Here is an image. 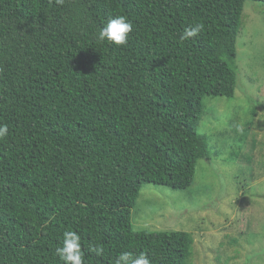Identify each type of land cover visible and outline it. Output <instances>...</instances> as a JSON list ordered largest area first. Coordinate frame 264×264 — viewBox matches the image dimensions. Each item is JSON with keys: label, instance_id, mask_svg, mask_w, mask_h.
<instances>
[{"label": "trees", "instance_id": "obj_1", "mask_svg": "<svg viewBox=\"0 0 264 264\" xmlns=\"http://www.w3.org/2000/svg\"><path fill=\"white\" fill-rule=\"evenodd\" d=\"M244 2L0 0V264H63L68 230L84 264H191L190 231L134 229L131 211L144 183L189 188L209 156L204 98L234 96ZM117 15L127 43H98Z\"/></svg>", "mask_w": 264, "mask_h": 264}, {"label": "rangeland", "instance_id": "obj_2", "mask_svg": "<svg viewBox=\"0 0 264 264\" xmlns=\"http://www.w3.org/2000/svg\"><path fill=\"white\" fill-rule=\"evenodd\" d=\"M236 50L234 96L204 98L210 151L193 183H144L131 211L134 229L190 231L191 264H264V3L245 0Z\"/></svg>", "mask_w": 264, "mask_h": 264}, {"label": "clouds", "instance_id": "obj_3", "mask_svg": "<svg viewBox=\"0 0 264 264\" xmlns=\"http://www.w3.org/2000/svg\"><path fill=\"white\" fill-rule=\"evenodd\" d=\"M56 3L62 4L63 0H56ZM203 24H195L184 29L180 35V40H189L196 37L203 29ZM132 31V24L126 16L117 15L108 20L106 25L99 30L98 43H108L117 47L125 45ZM8 135L6 124L0 123V141ZM87 251L95 253L97 256L103 255L104 249L99 245H89ZM56 255L63 264H84V253L81 249V237L72 230L63 233V239L60 247H57ZM114 264H151L147 254L133 253L131 251L121 252Z\"/></svg>", "mask_w": 264, "mask_h": 264}]
</instances>
